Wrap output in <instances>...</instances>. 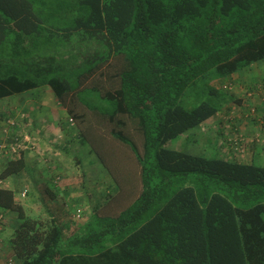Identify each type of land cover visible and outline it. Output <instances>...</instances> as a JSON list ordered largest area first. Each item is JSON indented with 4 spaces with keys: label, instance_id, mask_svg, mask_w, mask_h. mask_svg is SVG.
I'll return each mask as SVG.
<instances>
[{
    "label": "trees",
    "instance_id": "obj_1",
    "mask_svg": "<svg viewBox=\"0 0 264 264\" xmlns=\"http://www.w3.org/2000/svg\"><path fill=\"white\" fill-rule=\"evenodd\" d=\"M263 61L264 0H0V99L50 88L84 125L77 142L104 166L96 144L113 160L124 147L139 180L127 208L91 212L67 235L55 219L28 218L13 191L0 189V212L18 218L9 245L19 264H109L112 255L136 264H264V167L165 147L232 99L214 79ZM193 96L199 104L187 109ZM25 120L0 116V131L28 135ZM232 144L244 154L243 143ZM24 169L21 152L0 165V180Z\"/></svg>",
    "mask_w": 264,
    "mask_h": 264
},
{
    "label": "crops",
    "instance_id": "obj_2",
    "mask_svg": "<svg viewBox=\"0 0 264 264\" xmlns=\"http://www.w3.org/2000/svg\"><path fill=\"white\" fill-rule=\"evenodd\" d=\"M257 71L261 72V69H257ZM236 74L233 75V78L227 81V84L232 86V92H230L229 95L232 99L228 101V103L225 105V108L220 113L212 118L215 119L214 122H209L208 120L199 127L204 125V131H207L208 133L209 129L212 130V132L215 134L214 137H212L214 140L218 139L220 141L226 160L238 161L246 164H257L264 167V114H262V109L264 107V88H261L258 83L250 84L251 81L247 79L244 74H240L238 76ZM235 75L236 77H234ZM260 75H262V73ZM47 88L48 87L46 86L35 88L34 90H29L18 95L0 99V116L4 117L6 115L11 116L14 114L16 117H18V111H23L26 114L25 122L27 124H31L30 126L26 124V129L28 128L29 130H27V133L37 145V151L24 154L25 169L22 171V173L18 177L5 180V189H10L13 191L14 201L23 208L24 213L25 207L29 208V206H26V204L33 205V203H31L32 198H34L36 201L37 199L40 200L41 196L48 195L51 207H53V211L47 213L48 210H45L44 216L38 217V220L50 221L55 219L65 229V223L67 220H64L65 218H63L62 215V212H65L64 207L60 209L55 207L53 204H55V202H57L59 199H63L60 197H63L64 194L68 192L73 194L70 199L72 201L75 200L79 196V190L83 188L84 192L81 193L87 198L85 206V211H87L89 208L87 205L89 202H91L89 197H91L90 195L92 189L95 188V184L92 182L94 178H90V172H88V170L86 172L88 174L87 178L82 176L84 175L83 173L82 175L75 173L70 176L59 173V175L54 177V179L50 174L51 172L49 171L55 172L57 174L59 170H62L61 168H63L64 165L60 167L58 164V166L55 167L52 162L49 163L51 164L50 166L45 167L43 164H38L40 163L39 161H36V156L38 154H44V152V157L49 159V162H51V158L53 160L55 157L67 159L66 154H69L67 153L69 144L73 143L69 141L66 142V140L62 142L60 139L61 136H55L58 134L57 132L59 128H62V121L61 118H58L57 112H65V109L62 107V105H60V103L56 102L54 94L53 98L51 99L52 103L50 104V106L53 108H49L46 104V107L49 108V111L48 108L46 110L44 107V112L41 114L42 116L39 117H36V115H33L32 112H30L37 108V106L34 105L39 103V101L42 99V94L48 91ZM48 89L50 90V88ZM41 104L42 102L40 105ZM236 136H241L248 140V144L244 148L245 152L240 156L236 155V153L233 151L234 148V150H236V147L234 144H232V141L236 138ZM54 139L60 140V142H55L53 141ZM62 143H64V145H62ZM91 162L93 163V161ZM82 167H84V165H82ZM63 170H65V168ZM81 171L85 172L86 170L83 168ZM36 172L39 175L41 172L44 174L45 172H49V175L45 178L46 183L44 187V194H42V191L36 192V187L31 185V178ZM76 176H82L81 182L78 184L71 185L69 187L60 186V184H58L60 179L62 180L64 178L70 177L73 178ZM23 193H25L24 196ZM18 196H20V199ZM21 200L23 202H21ZM32 208L33 207L29 208L30 211ZM3 215L4 218L1 224L2 231L0 233V264H19L9 245L10 235L14 228L12 223L17 224L18 218L16 214L12 212ZM11 220H13V222H11ZM69 224H71V222H69ZM70 230L69 232H71ZM69 232L66 228L65 233Z\"/></svg>",
    "mask_w": 264,
    "mask_h": 264
},
{
    "label": "rangeland",
    "instance_id": "obj_3",
    "mask_svg": "<svg viewBox=\"0 0 264 264\" xmlns=\"http://www.w3.org/2000/svg\"><path fill=\"white\" fill-rule=\"evenodd\" d=\"M257 69H261V72H258ZM262 73V75H260ZM244 74V76L251 81L250 84L258 83L261 88H264V61L260 62L258 64H254L253 66H250L248 68H245L241 71H239L236 75ZM236 75L234 77H236ZM233 78V76L231 77ZM236 79V78H235ZM228 79L224 80H213L212 85H214L219 93L224 94L226 92V95H230V92H232V86L228 85L226 82ZM226 82V83H224ZM48 91L44 92L41 96V100L37 105L36 109L30 111L32 112L33 115H36V117L42 116L41 114L44 112V109L49 107L53 108L50 106L52 103L51 99L53 98V94L51 90L47 88ZM196 98V101L194 98ZM189 100L191 103L186 105L187 109H192L197 103H198V98L197 96H193ZM202 97V96H201ZM56 99V97H54ZM42 104L40 105V103ZM56 102L60 103L59 101ZM196 102V103H195ZM194 103V104H193ZM46 104L48 107H46ZM199 104V103H198ZM40 105V106H39ZM60 105H62L60 103ZM72 105L71 103L68 104L67 102V108L68 106L70 107ZM39 107V108H38ZM45 107V108H44ZM62 107L65 109V112H57V116L60 119L61 118V126L58 130V134L55 135L56 137L59 135L60 139L62 142L64 140L73 142L69 144V149L67 150L70 158H61V157H55L53 160L51 158V162H49V159H47L44 154H38L36 161L40 162L38 164H43L45 167L50 166L52 163L54 164L55 167L59 166L62 170L56 174L55 172H51L50 174L54 177L59 175V173H62L63 175H73L75 173H78V175H82L84 178L88 177V174L86 173L87 170L89 173L90 178H94L92 182L95 184V188L92 189L91 192V197H89L90 201L89 204L87 205L89 208V213L88 210L85 211V206H86V200L87 198L83 196L81 192H84V189H80L79 191V196L75 200H71L70 197L73 195L71 192L65 193L63 199H57L58 201L55 202V207H58L62 209L64 207L65 212H62L64 220H67L65 223L66 228L69 230L71 227L76 230L78 227H80L82 224L85 223L86 219L90 212H99L101 215H105L107 213H110L112 215H115L121 211H123L125 208H127L133 200L136 198L137 193L139 192V180L138 177H136V168L134 165V160H132V155L130 152L125 150L124 147H121L122 151H119V154L115 155V159L113 160L110 155L105 150V147H99V144L96 147V151L103 157L104 161L106 162L107 165H103L100 163V159H98L95 155L89 153V144L88 145H80L77 142V136L79 134V130L84 128V125H79L78 121L72 117L71 114L68 113L67 108H65L63 105ZM48 108V111H49ZM225 108V104L223 108L220 110L222 111ZM76 114H82L84 112L85 114V119L87 120H92V114L88 112L85 107L82 105H77L75 109ZM19 113V114H18ZM18 116L21 118H25L26 114L22 111H18ZM55 113V111H54ZM53 113V114H54ZM259 113V112H258ZM253 114V113H250ZM262 114H264V107L262 109ZM258 115V114H257ZM73 120V124L69 125V119ZM215 119H210L209 122H214ZM25 122V121H24ZM208 122V123H209ZM26 123V122H25ZM43 123V122H42ZM207 123V124H208ZM27 124V123H26ZM31 125V124H27ZM43 125V124H42ZM3 126V122L0 121V127ZM44 126V125H43ZM23 127V124L21 125ZM26 129V128H25ZM28 128L26 129V131ZM29 131V130H28ZM207 131H204V125L202 127H196L192 130L187 131L184 133L182 136L178 137L175 140L169 141L165 144V147L167 149H172V150H178L184 153H188L194 156H201L205 158H212V159H226L223 147L220 144V141L218 139L214 140V133L212 132L211 129ZM129 134L131 137H133L137 141V136L133 134V131H131V128L128 130ZM264 133V131H263ZM18 134H23V130L17 131V134L15 133H10V134H3L0 131V143H5L9 144V140H13V136H17ZM31 134V133H30ZM56 134V133H55ZM6 135V136H5ZM29 136V134H28ZM213 136V137H212ZM29 141L31 142L33 149L32 151L28 152H35L37 151V145L34 140L31 139L29 136ZM238 138L236 136L233 141H235ZM53 141L57 142L60 140L54 139ZM138 142V141H137ZM248 144V140L244 139V145L241 147H244ZM64 145V143H62ZM95 145V144H94ZM222 147V148H221ZM226 147V146H225ZM238 148V147H236ZM227 150V148H226ZM228 151V150H227ZM236 152V150H233ZM27 152V153H28ZM245 152V151H244ZM107 153V154H105ZM26 154V153H25ZM127 154V155H124ZM68 155V154H66ZM238 156L242 155L240 152L239 154H236ZM129 156V157H128ZM72 158H76L80 161V164L75 163ZM9 159L6 156L0 155V165L4 161ZM47 159V160H46ZM93 161V163L91 162ZM64 163V164H63ZM258 163V162H256ZM84 165V167H82ZM65 168V170H63ZM85 169L86 171L83 172L81 171L82 169ZM78 171V172H77ZM49 172H43L40 173V175L36 172L32 178H31V185L36 187V192L42 191V194H44V187H45V178L49 175ZM55 179V178H54ZM53 179V180H54ZM5 184V181H3ZM5 188V187H3ZM20 199V196H18ZM21 202H23L21 200ZM30 204H26V206L33 207L30 211L29 208L25 207V213L28 218L31 219H36L38 220V217H42L45 214V210H48L47 213H50L53 211V207H51L50 199L48 195L41 196L40 200H36L32 198ZM103 207V210H102ZM55 210V209H54ZM85 211V212H83ZM81 213V217L79 219H76L75 216L77 213ZM41 215V216H40ZM47 215V214H46ZM71 224H69V222ZM13 222V220H11ZM14 224V223H12ZM74 225V226H72ZM13 228V227H12ZM65 228V229H66ZM2 231V226L0 227V233ZM67 235V233H65ZM68 238V237H66ZM114 258V259H113ZM81 261L76 262L75 264H82L80 263ZM109 264H136L134 261L130 259H124V258H117L114 257V255L111 256L110 260H108ZM102 260L97 261L95 264H101Z\"/></svg>",
    "mask_w": 264,
    "mask_h": 264
},
{
    "label": "built area",
    "instance_id": "obj_4",
    "mask_svg": "<svg viewBox=\"0 0 264 264\" xmlns=\"http://www.w3.org/2000/svg\"><path fill=\"white\" fill-rule=\"evenodd\" d=\"M70 125L73 124V120L70 118L69 120ZM9 124L12 125V122H8ZM3 134H8L7 129H3L2 130ZM5 135V136H6ZM21 138V139H20ZM29 136L27 134L25 135H21L18 134L13 141L9 142V144H5V143H0V155L6 156L8 158H17L19 157L20 153L23 152V154L27 153L28 151H32L33 146L31 144V142L29 141ZM235 144H239V143H243L244 144V139L239 136L235 141H233ZM239 147V146H238ZM3 187H5V184L3 182V180H0V189H3ZM25 195V193H23V196ZM81 217V213H77L75 218L79 219ZM4 218V215L0 212V224L2 222Z\"/></svg>",
    "mask_w": 264,
    "mask_h": 264
}]
</instances>
